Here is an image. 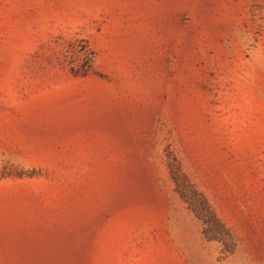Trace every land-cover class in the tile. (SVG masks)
<instances>
[{
  "label": "rangeland",
  "instance_id": "1",
  "mask_svg": "<svg viewBox=\"0 0 264 264\" xmlns=\"http://www.w3.org/2000/svg\"><path fill=\"white\" fill-rule=\"evenodd\" d=\"M0 264H264V0H0Z\"/></svg>",
  "mask_w": 264,
  "mask_h": 264
}]
</instances>
